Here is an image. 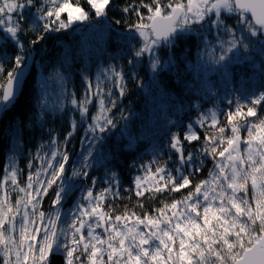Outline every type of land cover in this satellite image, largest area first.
<instances>
[{"label": "snow or ice", "instance_id": "snow-or-ice-1", "mask_svg": "<svg viewBox=\"0 0 264 264\" xmlns=\"http://www.w3.org/2000/svg\"><path fill=\"white\" fill-rule=\"evenodd\" d=\"M111 2L86 0V10L80 0H0V135L7 123L8 141H0V154L11 153L0 176V264H264V116L258 111L264 90L241 97L229 88L232 66L247 62L264 89V0H138L122 8L127 35L105 25ZM93 14L104 25L101 39L119 51L110 59L125 63L100 66L94 77L82 72L78 96L65 74L74 60L66 48L59 67L45 76L41 64L37 79L33 52L48 34L91 26ZM193 48L197 80L201 73L205 79L188 91L216 103L190 102L195 117L186 124L162 112L158 119L178 130L161 125L164 142L153 146L152 158L129 166L140 169L125 189L137 202L118 208L114 201L125 199L114 170L121 146L109 134L131 113L113 110L129 80L144 87L141 72L157 88L166 72L181 78ZM209 72L221 76L223 96L206 79ZM20 107L33 109L30 124L16 119ZM184 107L178 101L174 110ZM53 118L67 125L62 139L58 130H45ZM37 125L41 142L20 168L21 145ZM80 129L81 149L74 152ZM209 160L207 176L194 183ZM99 168L104 187L93 175Z\"/></svg>", "mask_w": 264, "mask_h": 264}, {"label": "trees", "instance_id": "trees-1", "mask_svg": "<svg viewBox=\"0 0 264 264\" xmlns=\"http://www.w3.org/2000/svg\"><path fill=\"white\" fill-rule=\"evenodd\" d=\"M82 6L87 10L89 6L86 0H80ZM137 2L138 0H112L111 5L107 11V19L105 25H111L113 29L124 32L126 35L129 34L127 31V23L129 22V16L122 12V8L127 6L129 3ZM94 14L92 16L91 26L88 24L74 25L71 30H65L62 33H49L48 38L42 43L39 48L33 52L36 56V60L39 62L35 66V74L37 79L41 71L40 65L42 64L44 75L48 76L52 74L57 67L58 57L62 55L64 50L67 48L71 51L74 56V60L68 66V70L65 72L66 75H70L71 83L69 88L74 90L77 95H81L83 92V81L81 79V73L85 75L95 76L97 69L100 66H106L109 63L121 64L125 61H121L119 58L116 61L110 59L112 56L119 57L118 49L110 47L106 40L101 39L104 25L97 24ZM116 20H121L122 23L117 26L115 25ZM131 20L135 21V16L131 17ZM234 18L228 20V23H234ZM29 39L34 36H29ZM43 49V51H40ZM37 52L39 53L37 55ZM195 48H193V56L189 57L190 64L181 65L182 77L177 78L175 72H166L162 83L159 88L150 83L151 77L145 76L144 72L140 73L141 78L144 81V87L138 88L134 81L129 80L127 83V94L118 100V108L113 110L116 116H119V109H124L126 112L131 113V118L127 120L126 125H121L118 129H114L109 134L110 141L121 146V154L117 156L119 167L114 168L115 171L120 173L121 193L125 199H116L114 204L118 208L124 206L131 207L137 202L134 193H129L125 189L131 187V178L140 172L139 168L129 167L135 163L138 165L142 162H147L152 158V149L156 144H162L164 137L159 134L160 126L164 125L171 128L172 131L178 129L173 125H168L166 120H159L158 117L164 110H167L168 119L173 121H182L186 124L189 118L195 117V112L187 107L190 102L199 100L204 108H211L216 103L215 100H206L203 95L197 97L194 92L188 91V85L194 84L196 89L200 88V82L205 79L203 73L199 74V81L197 80V73L194 71L195 67ZM43 57V60H41ZM258 62V61H257ZM244 62L239 65L232 66L233 79L229 88L233 91L234 95L243 97L245 92L250 94L253 90L259 92L264 90L260 87L262 77L257 69H253L250 65ZM7 67V65H6ZM65 71V69H61ZM5 76H0V82H3ZM206 79L213 85L214 89L219 91L220 95L223 96V87L221 83V76L215 72L207 74ZM167 85V87H165ZM182 102L185 106L183 111H175L174 106L177 102ZM70 107V106H69ZM219 107L225 109L226 100L219 102ZM33 109L31 107H20L17 108L14 115L17 120L24 119L25 124H30L31 113ZM93 111V110H92ZM260 115L264 116V109H258ZM78 117V113L76 114ZM54 123L46 124L45 130L48 128L56 129L60 132L61 139L63 133L67 131V125L64 120L53 118ZM37 131L32 132L31 128H28L30 135L27 137L28 143L22 144V150L24 156L18 160V166L24 168L27 162V154L30 151H34L35 146L41 142V135L39 126L37 125ZM203 132V130H201ZM82 135V129H80L76 136L73 138L70 148L74 152H79L81 149L79 136ZM7 123L4 125V133L0 135V141H7ZM46 138V137H45ZM132 139L135 143L132 147H128L129 140ZM10 146V145H9ZM167 152L165 148L160 155L166 159L164 153ZM8 148L3 149V153L0 154V176L3 175V166L5 163L4 156L10 155ZM143 157V161L140 159ZM171 167V162L169 163ZM212 167L211 161L209 160L203 169L202 173L194 175L193 182L204 179L207 176L208 169ZM104 169L99 168L93 171V175L97 176L99 187H104L103 176ZM184 194H175V198L179 199ZM76 195H79L77 191ZM165 199V197H161ZM71 201H66L69 204ZM159 205V200L154 204H150L149 207H155Z\"/></svg>", "mask_w": 264, "mask_h": 264}, {"label": "rangeland", "instance_id": "rangeland-1", "mask_svg": "<svg viewBox=\"0 0 264 264\" xmlns=\"http://www.w3.org/2000/svg\"><path fill=\"white\" fill-rule=\"evenodd\" d=\"M210 73H212V72H209L208 74H210ZM92 110H93V112H95V108L94 107L92 108ZM49 204H50V198H47L45 203H44V205H43L46 210H47ZM70 204H71V202H69V204H66L65 210H67V206H69Z\"/></svg>", "mask_w": 264, "mask_h": 264}]
</instances>
